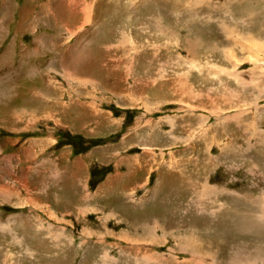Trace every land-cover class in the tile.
<instances>
[{
  "label": "rangeland",
  "instance_id": "rangeland-1",
  "mask_svg": "<svg viewBox=\"0 0 264 264\" xmlns=\"http://www.w3.org/2000/svg\"><path fill=\"white\" fill-rule=\"evenodd\" d=\"M263 14L264 0H0V264H236L234 243L253 264ZM248 17L261 32H242ZM138 65L153 71L138 79ZM39 137L56 142L31 178ZM84 155L90 184L68 163ZM201 184L232 194L199 217Z\"/></svg>",
  "mask_w": 264,
  "mask_h": 264
},
{
  "label": "crops",
  "instance_id": "crops-1",
  "mask_svg": "<svg viewBox=\"0 0 264 264\" xmlns=\"http://www.w3.org/2000/svg\"><path fill=\"white\" fill-rule=\"evenodd\" d=\"M242 13V12H241ZM243 13H245V12H243ZM264 15V14H263ZM258 16L259 17H261V19H262V16L260 15V14H258ZM209 22V21H208ZM216 25V24H215ZM218 26H219V30H218V32L221 34L220 36H221V38H224V35L225 34H227L228 33V31L230 30V28L229 27H227L226 26V24L225 23H222V24H217ZM221 25H223V26H221ZM253 25H254V22L251 20V17H250V20H249V17L248 18H246V24H238L237 26L238 27H242V28H240L241 30H242V32H249V31H251L252 32V30L251 29H253V30H255L254 28H253ZM251 28V29H250ZM264 30V29H263ZM262 30H255V32H261ZM227 32V33H226ZM225 33V34H224ZM262 41H264V38H262ZM221 58V57H220ZM216 60H219V58H216ZM220 61V60H219ZM196 64H192L191 65V67H193V66H195ZM142 69V70H141ZM215 70H217L216 68H215ZM142 71H143V67L142 66H139L138 65V79L140 78V76L141 77H143V78H147L146 77V74H148L149 72H152L153 71V68L152 67H150V68H148V71L147 72H145V73H142ZM246 71V70H245ZM144 72V71H143ZM140 122H142V121H139L138 120V124H140ZM145 122H143L142 124H144ZM164 123V122H163ZM159 124V123H158ZM206 127V126H205ZM203 129V128H202ZM53 140V141H52ZM48 142H51V143H55L56 142V140H54V139H50V138H42V137H39V138H33L32 139V147L30 148V150H29V152H28V154H29V156H28V158H30V159H27V160H30L29 162H31V164H28V165H26V166H24L22 169H23V175H28L29 177H31V178H33V177H35V175L36 174H38V172H39V169L43 166L41 163L42 162H40V163H37L38 161V158H40V157H42V153L43 152H45V151H47L48 150V146H47V144H48ZM248 149H250V148H252L253 147V145H251V144H248ZM67 149H69V148H67ZM66 149V150H67ZM71 150H72V154H73V148H71ZM92 154H93V152H92ZM92 154H91V157H92ZM40 156V157H39ZM69 159H70V157H69ZM87 159H89V157H87V156H83L82 158H75L74 160H72V161H70V160H68V163H70V166H71V168H73V169H75V167H79V169H81V168H83L84 170H85V172L83 173V175L85 174L86 175V178L88 179V181H87V183H89L90 184V179H91V173H90V171H88L87 170V172H86V167L84 166V162H85V160H87ZM69 166V167H70ZM78 169V168H77ZM88 169V168H87ZM36 171H38V172H36ZM118 174V173H117ZM120 174V173H119ZM113 177H115L114 178V180L116 179V177H117V175L115 174V175H108L107 177H106V180H104L103 182H99L98 183V186L95 188V190H94V192L97 190V189H99V187H100V185H102V184H104V186L105 187H110V186H107V185H111V181L113 180L112 178ZM109 181H110V183H109ZM125 182V181H124ZM245 199L246 200V205H247V208H250L251 207V202H249V200H247L246 198H245V196H241L240 195V200H242V199ZM260 253H263V254H259V256L260 257H257V258H252L253 260H257V263L256 264H259L261 261H263L264 262V252H260ZM251 258V257H250Z\"/></svg>",
  "mask_w": 264,
  "mask_h": 264
},
{
  "label": "bare ground",
  "instance_id": "bare-ground-1",
  "mask_svg": "<svg viewBox=\"0 0 264 264\" xmlns=\"http://www.w3.org/2000/svg\"><path fill=\"white\" fill-rule=\"evenodd\" d=\"M227 33V32H226ZM225 34V33H224ZM255 50V49H254ZM223 51V50H222ZM178 78V77H177ZM185 85V84H184ZM211 128V127H210ZM205 130H207V129H205ZM260 138H261V136H260ZM264 139V138H263ZM264 141V140H263ZM259 142V141H258ZM227 148V147H226ZM229 150V149H228ZM218 162V161H217ZM197 163V162H196ZM196 166V165H195ZM177 174V173H176ZM182 176H183V174H182ZM180 177V176H179ZM177 178V177H176ZM160 179H162V177H160ZM185 180H187L186 178H185V176H183V180H182V182L183 183H185ZM260 180H263L264 181V173H262L261 174V178H260ZM178 181H180V180H178ZM177 181V182H178ZM192 182V181H191ZM179 183V182H178ZM191 184V186L193 185L192 183H190ZM262 184V183H261ZM203 184H201V187H199V189L198 188H195L194 187V192H192V196L194 197V201L196 202V207L194 208L195 210H196V212H198V214L199 215H201V216H199V217H202V216H204V214L205 213H207V206L205 205L206 204V199H207V197L210 195L211 197H213V196H217V195H222V194H224V193H229V194H232V191H228L227 192V190H225L224 188H223V186H221V187H219V188H221L222 190H217V189H215V188H213V190L214 191H212L210 188H207V187H205V185H203ZM155 186H157V184L155 185ZM154 186V188H156ZM195 186V185H194ZM188 188H189V186H188ZM187 188V189H188ZM212 188V187H211ZM186 189V190H187ZM184 190V189H183ZM190 191V190H189ZM263 191V190H262ZM263 196H264V193H263ZM125 197V196H124ZM192 197V198H193ZM126 198V197H125ZM237 198H240L239 196H237ZM142 200V199H141ZM141 200H139V202L141 201ZM191 201V200H190ZM6 202V201H5ZM264 201H262V203H263ZM216 208H217V204H216ZM224 208V207H223ZM222 208V205H219L218 206V209H217V211L216 210H214L213 212H211L210 213V216H216V215H218L217 213L218 212H221V209H223ZM226 208V207H225ZM193 209V210H194ZM84 212V211H83ZM220 215V214H219ZM262 215V214H261ZM260 215V218H263L262 216ZM216 219V218H215ZM264 220V219H263ZM263 220H261V221H263ZM155 224V223H154ZM154 224H153V226H154ZM156 227V226H155ZM190 230V229H189ZM145 231V230H144ZM195 231H193V233H194ZM188 233V232H187ZM185 234V233H184ZM192 234V233H191ZM197 234V233H196ZM182 235V234H181ZM186 235H188V234H186ZM185 235V236H186ZM190 235V234H189ZM198 235V234H197ZM166 236V235H165ZM195 236V235H194ZM143 237V236H142ZM174 237V236H173ZM176 237V236H175ZM180 237V236H179ZM196 237V236H195ZM153 239H156V236H151V241L153 240ZM175 240V239H174ZM182 240V239H181ZM193 240H194V238H193ZM230 240H231V238H230ZM176 241V240H175ZM185 241V240H184ZM189 241V240H188ZM196 241H197V239H196ZM228 241H229V239H228ZM228 241H226V242H228ZM142 242V241H141ZM183 242V241H182ZM199 242V241H198ZM197 242V243H198ZM224 242V241H223ZM200 243V242H199ZM206 243V242H205ZM178 244V243H177ZM188 244V243H187ZM213 244V243H212ZM212 244H210V245H212ZM227 244H229V242L227 243ZM231 244V243H230ZM207 245V244H206ZM216 245V244H215ZM224 245V244H223ZM222 245V247H224ZM246 245V244H245ZM177 246V245H176ZM181 246V245H180ZM204 246V245H203ZM214 246V245H213ZM216 246H218V245H216ZM247 246V245H246ZM186 247V246H185ZM189 247V246H188ZM202 247V246H201ZM205 247V246H204ZM220 247H221V245H220ZM226 247V246H225ZM248 247V246H247ZM183 248V247H182ZM210 248H212V247H210ZM215 248V247H214ZM217 248V247H216ZM239 248H240V245L239 246H237V244H235L234 243V256H235V258H238L239 259V261L236 263V264H242V260H240V258L238 257L239 255H241L240 254V250H239ZM203 249H206V248H202V252H203ZM219 249V248H218ZM226 249H227V247H226ZM197 250V249H196ZM199 250V249H198ZM200 250H201V248H200ZM211 250L209 249V252H210ZM214 251H215V249H214ZM180 252H182L181 254H187L188 253V256L189 255H191L192 256V254H191V249H188L187 251H180ZM172 253V252H171ZM198 253H199V251H198ZM203 253H205V252H203ZM206 253H207V249H206ZM212 252H210V254H211ZM151 254V253H150ZM214 254V253H213ZM258 254V253H257ZM202 255V254H201ZM208 255V254H207ZM217 255V254H216ZM144 256V255H143ZM167 256H170L171 258V260H173V261H175V262H177V263H179V259L177 258V257H173L172 255H167ZM190 256V257H191ZM210 256V255H209ZM212 256H214V255H212ZM245 256V255H244ZM148 257H150L149 255H148ZM193 257H194V255H193ZM216 257V256H215ZM247 258V260H250V256L248 257V256H246ZM155 258H157V256H156V254H154V257H150V258H145V263H149V262H151L150 260H152V261H154L155 260ZM200 258V257H199ZM198 257H197V260L199 261L200 259H199ZM205 258V257H204ZM204 258L202 259V260H204ZM169 259V258H168ZM169 259V260H170ZM196 259V258H195ZM143 260V259H142ZM170 260V261H171ZM253 260V259H252ZM198 261H196V262H198ZM236 261H237V259H236ZM156 262V261H155ZM185 262V261H184ZM200 262V261H199ZM249 262V261H248ZM251 263H253V264H256L257 263V260H253V261H250ZM186 263H188V262H186ZM181 264H184L183 262H181ZM200 264H202V263H200ZM233 264V263H232ZM246 264H249V263H246ZM259 264H263V262L261 261Z\"/></svg>",
  "mask_w": 264,
  "mask_h": 264
}]
</instances>
